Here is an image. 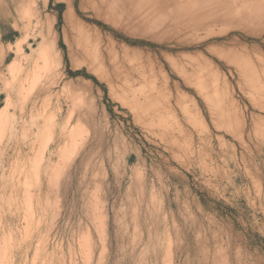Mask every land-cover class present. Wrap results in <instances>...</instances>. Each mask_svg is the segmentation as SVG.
I'll use <instances>...</instances> for the list:
<instances>
[{"label":"rangeland","instance_id":"rangeland-1","mask_svg":"<svg viewBox=\"0 0 264 264\" xmlns=\"http://www.w3.org/2000/svg\"><path fill=\"white\" fill-rule=\"evenodd\" d=\"M88 1L0 0V264H264V0Z\"/></svg>","mask_w":264,"mask_h":264},{"label":"bare ground","instance_id":"bare-ground-1","mask_svg":"<svg viewBox=\"0 0 264 264\" xmlns=\"http://www.w3.org/2000/svg\"><path fill=\"white\" fill-rule=\"evenodd\" d=\"M89 1H91V0H89ZM89 1H88V2H89ZM93 1H94V0H93ZM96 1L100 4V6L105 7V9L107 10V12L110 13V15L113 16V14H114L113 12H115V14H116L117 17H118V14H119L118 11H120L122 8L125 9V8H126V5H127V8H128V4H129V5H139L141 0H96ZM145 1H146V0H145ZM148 1H151V0H147L146 3H148ZM174 1H178V3L172 1V2L174 3V4H173V3H172V4L175 5L176 8H174V7L171 5V6L175 9V11H176V12H175V15H176V13H177V14H178L179 16H181V17L184 16V15H185V4H184L183 8H181V7H179V2H180V1H179V0H174ZM187 1H188V3H190L191 0H187ZM199 1H200V0H199ZM199 1H197V2H199ZM201 1L203 2V1H205V0H201ZM206 1H207V3L209 2V4H211V5L214 4V6H215V5H216V6L219 5V7H221L220 5H222V3H223L224 1L227 2V1H229V0H206ZM230 1L232 2V0H230ZM233 1H234V0H233ZM239 1H241V0H239ZM243 1H244V0H243ZM251 1H252V0H251ZM251 1L249 0V2H251ZM170 2H171V0H170ZM220 2H222V3H220ZM225 2H224L223 5L226 7L227 5H225V4H226ZM246 2H247V1H246ZM246 2H244V4H246ZM253 2H256V0H254ZM66 3H67V2H66ZM86 3H87V2H86ZM95 3H96V2H95ZM95 3H94V5H96ZM143 3H144V2H143ZM150 3L153 4V1H151ZM193 3H194V2H193ZM193 3H191V4H193ZM195 3H196V2H195ZM204 3H205V2H204ZM218 3H219V4H218ZM234 3L236 4L235 1H234ZM240 3H241V2H240ZM242 3H243V2H242ZM262 3H263V2H261V4H262ZM89 4L91 5V3H88V5H89ZM92 4H93V3H92ZM141 4H142V3H141ZM141 4H140V5H141ZM191 4H190V5H191ZM202 4H203V3H202ZM205 4H206V3H205ZM205 4H204V5H205ZM237 4H239V2H237ZM237 4H236V7H237ZM248 4H251V3H248ZM254 4H255V3H254ZM263 4H264V3H263ZM67 5H68V7L66 6L67 9L65 8V15H66V16H68V14L70 13V6H69L70 4L68 3ZM142 5H143V4H142ZM186 5H187V4H186ZM211 5H209V6H211ZM240 5H241V4H239V6L237 7V8L239 9V13L237 12V14H239V15H241V14H240V8H239ZM257 5H258V2H257ZM194 6H195V4H194ZM216 6H215V7H216ZM232 6H233V5H232ZM245 6H246V5H245ZM247 6H248V5H247ZM251 6H252V5H251ZM260 6H261V5H260ZM90 7H91V6H90ZM129 7H130V6H129ZM134 7H135V6H134ZM136 7H137V6H136ZM139 7H140V6H139ZM191 7H193V6H191ZM191 7H190V8H191ZM215 7H214V8H215ZM219 7H217V8H219ZM225 7L222 6V10H223ZM233 7H234V6H233ZM258 7H259V6H258ZM261 7H263V6H261ZM196 8H197V7H196ZM209 8H210V7H209ZM214 8H213V9H214ZM242 8H243V7H242ZM246 8H247V7H246ZM103 9H104V8H103ZM103 9H101V10H103ZM124 9H123V11H124ZM136 9H137V8H136ZM205 9H206V7H205ZM227 9H228V8L224 9L223 11L226 10V12H227ZM229 9H230V8H229ZM233 9H235V8H233ZM233 9H232V11H233ZM238 9H237V11H238ZM94 10H95V9H94ZM133 10H134V9H133ZM198 10H199V9H198ZM214 10H216V8H215ZM218 10H219V9H218ZM230 10H231V9H230ZM235 10H236V9H235ZM137 11H138V10H137ZM139 11H140V10H139ZM196 11H197V9H195V8H194V9H193V8L190 9L189 15H190V14H195ZM105 12H106V11H105ZM105 12H104V13H105ZM121 12H122V10H121ZM104 13H102V14H104ZM111 13H112V14H111ZM221 13H222V12H221ZM230 13L232 14V12H230ZM106 14H107V13H106ZM219 14H220V13H219ZM219 14H218V16H219ZM233 14H234V13H233ZM233 14H232V15H233ZM235 14H236V12H235ZM235 14H234V15H235ZM110 15H108V16H110ZM178 15H177V16H178ZM221 15H222V14H221ZM224 15L228 16V15H230V14H228V15H227V14H224ZM106 16H107V15H106ZM108 16H107V17H108ZM112 16H111V17H112ZM210 16H211V15H210ZM213 16H215V15H213ZM213 16H212V17H213ZM111 17H110V18H111ZM113 17H114V16H113ZM115 17H116V16H115ZM115 17H114V18H115ZM196 17H197V16H195V18H196ZM206 17H207V16H206ZM215 17H216V20H218L219 18L223 17V15H222L221 17H217V15H216ZM215 17H214V18H215ZM228 17H229V16H228ZM235 17H236V16H235ZM214 18H213V20H214ZM111 19H112V18H111ZM119 19H120V18H119ZM46 20H47V19H46ZM115 20H116V19H115ZM182 28H184V26H183ZM84 33H85V32H84ZM77 34H78V33H77ZM85 35H86V34H85ZM77 36H78V35H77ZM82 37H83V36H82ZM82 37H81V38H82ZM78 38H80V37H78ZM81 38H80V39H81ZM86 38H87V37H86ZM74 40H75V39H74ZM76 40H77V39H76ZM80 41H81V40H80ZM85 41H86V40H82V41H81L82 44H83V42L85 43ZM92 41H94V40H92ZM75 42H76V41H75ZM44 43H45V42H44ZM86 43L89 44L88 42H86ZM90 43H91V42H90ZM92 43H94V42H92ZM96 43H97V41H96ZM80 45H81V44H80ZM84 45H85V44H83L82 46H84ZM89 45H90V44H89ZM92 46H93V45H92ZM92 46L90 45L91 48H92ZM97 46H98V45H97ZM47 47H48V46H47ZM94 47H95V44H94ZM94 47H93V49H94ZM96 48H97V47H95V55L98 56V55H99V50H97L98 48H97V49H96ZM79 49H80V48H79ZM85 49H87V47H86ZM85 49H84V51H86ZM44 50H45V49H44ZM44 50H43V51H44ZM46 50H47V49H46ZM46 50H45V51H46ZM48 50H49V49H48ZM45 51H44L43 54H44V56H45L44 58H46L45 60H47L48 57L45 55ZM50 51H51V49H50ZM50 51H49V52H50ZM75 51H76V50H75ZM89 51H90V53H91L90 48H89ZM92 51H93V50H92ZM80 52H81V51H80ZM96 52H98V54H96ZM100 52H101V51H100ZM51 53H52V52H51ZM83 53L86 54V52H83ZM93 53H94V52H93ZM47 54H48V53H47ZM81 55H82V54H81ZM90 55H92V54H90ZM90 55H89V53H88V55H87L88 59H87V60H90V59H91ZM93 55H94V54H93ZM100 55H101V54H100ZM100 55H99L98 57H100ZM85 56H86V55H85ZM96 56H95V57H96ZM108 56H109V55H108ZM89 57H90V58H89ZM98 57H97V58H98ZM109 57H110V56H109ZM92 58H94V56H93ZM97 58H94L95 61H96V64H98V61L100 62V60H97ZM102 58H103V57L101 56L100 59L103 61ZM12 59H13V58H12ZM104 59H105V58H104ZM106 59H107V58H106ZM108 60H111V61H112V58H111V59L109 58ZM49 61H50V60H49ZM51 61H52V60H51ZM84 61H85V60H84ZM93 61H94V60H92L91 62H93ZM108 62H110V61H108ZM49 63H50V62H49ZM100 63H101V62H100ZM100 63H99V64H100ZM105 63H107V60H106ZM110 63H111V62H110ZM8 64H9V68H10V69H13V67H16L17 65H19V64H16V61H14V60L10 61ZM15 64H16V66H15ZM88 64H89V63H88ZM93 64H94V63H93ZM103 64H104V62H103ZM114 64H115V63H114ZM43 65H45V64H43ZM109 65H111V64H109ZM115 65H116V64H115ZM93 66H94V65H93ZM95 66H96V65H95ZM95 66H94V67H95ZM97 66H98V65H97ZM99 66H100V69H98V67H95L96 69H98V71L101 70V68H102V64H100ZM103 67H104V66H103ZM114 67H115V66L113 65L112 68H114ZM21 68H22V67H21ZM90 68L92 69L93 67L90 66ZM106 68H107V67H106ZM109 68H110V67H109ZM116 68H117V67H116ZM93 70H95V69L93 68ZM110 70H111V69H110ZM114 70H115V69H114ZM116 70H117V69H116ZM134 70H135V69H134ZM11 71H12V70H11ZM98 71H97V72H98ZM101 71L103 72V70H101ZM118 71H119V68H118ZM95 72H96V70H95ZM99 72H100V71H99ZM99 72H98V73H99ZM102 72H101V73H102ZM108 72H109V71H108ZM102 74H104V73H102ZM114 74H115V73H114ZM126 74H127V73H126ZM130 76H131V75H130ZM132 76H133V75H132ZM134 76H135V75H134ZM134 76H133V77H134ZM14 78H15V77H14ZM128 78H130V77H128ZM131 79H132V78H130V80H131ZM9 80H10V79H9ZM134 80H135V79L133 78V81H134ZM137 80H138V79H137ZM137 80H136V81H137ZM129 82H130V81H129ZM125 83H126V82H125ZM127 83H128V81H127ZM130 83H131V82H130ZM128 84H129V83H128ZM5 85H6V84H5ZM129 85L131 86V84H129ZM129 85H128V89H129ZM133 86H134V84H133ZM133 86L130 87V88H133ZM134 87H135V86H134ZM135 89H136V88H135ZM133 90H134V89H133ZM127 91H128V90H127ZM129 91H130V93H131L132 90L129 89ZM134 91H135V90H134ZM134 91H132V92H134ZM134 97H135V96H134ZM137 98H138V96H137ZM135 99H136V98H135ZM9 102H10V101H9ZM9 104H10V103H9ZM5 106H6V105H5ZM5 106H4V107H3V106L0 107V115H1V114L4 115V113H6V111H7L6 108H7V107H5ZM10 106H11V105H10ZM7 113H8V112H7ZM52 114H53V113H52ZM54 116H55V115H54ZM0 118H3L2 115H1ZM7 119H8V118H7ZM7 119H6V120H7ZM3 120H4V119H3ZM0 121H1V120H0ZM0 123H1V122H0ZM42 128H43V127H42ZM42 128H41V129H42ZM46 143H47V142H46ZM8 147H9V146H8Z\"/></svg>","mask_w":264,"mask_h":264},{"label":"trees","instance_id":"trees-1","mask_svg":"<svg viewBox=\"0 0 264 264\" xmlns=\"http://www.w3.org/2000/svg\"><path fill=\"white\" fill-rule=\"evenodd\" d=\"M71 74H72V75H78V74H80V75H83V76L86 77V78H92V77H90L89 75H87V74H86L84 71H82V70L71 72Z\"/></svg>","mask_w":264,"mask_h":264}]
</instances>
